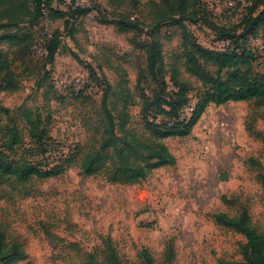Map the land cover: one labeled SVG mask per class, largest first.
<instances>
[{
  "label": "rangeland",
  "instance_id": "rangeland-1",
  "mask_svg": "<svg viewBox=\"0 0 264 264\" xmlns=\"http://www.w3.org/2000/svg\"><path fill=\"white\" fill-rule=\"evenodd\" d=\"M74 1L53 3L66 11ZM80 2L92 10L70 22L68 32L73 37L65 30V20L48 14L36 25H21V33L34 38L31 46L26 42L25 49L2 46L20 90L0 92V145L11 124L22 130L18 147L31 146L18 113L29 107L39 110L49 124L54 141L50 162L72 151L79 161L85 149L96 145L94 133L104 99L115 117L129 116L132 127L144 133L141 96L152 98L159 90L144 76L142 47L150 41L148 33L153 32L162 45L163 72L170 73L176 64L182 73L179 79L189 84L193 97L202 85L185 73L183 27L192 42L211 50L225 49L202 23L180 22L178 16L163 21L172 12V0H133L116 11L109 8L108 0ZM199 5L210 12L211 21L232 27L241 22L249 2L225 15L215 13L211 0ZM222 10L221 6L217 11ZM121 20L140 21L144 32L123 33L110 24ZM55 35L59 36V50L54 64L47 66L42 55ZM263 40L264 25L246 44L237 41L240 50L256 53L251 68L257 74H264V45L259 48ZM208 68L216 71L213 66ZM70 86L75 90L84 87V94L76 97ZM195 103L191 101L190 109ZM164 144L176 163L153 171L137 185H112L103 176L85 177L78 166L60 177L33 178L24 185L0 179V233L7 242L20 244L27 254L25 261L13 264H84L87 255L101 253L107 241L126 264H141L143 249L155 264H165L169 249L174 251L173 264L241 260L245 238L216 225L212 216L246 211L253 227L264 235L263 108L256 101L211 105L187 137L167 139Z\"/></svg>",
  "mask_w": 264,
  "mask_h": 264
},
{
  "label": "trees",
  "instance_id": "trees-1",
  "mask_svg": "<svg viewBox=\"0 0 264 264\" xmlns=\"http://www.w3.org/2000/svg\"><path fill=\"white\" fill-rule=\"evenodd\" d=\"M132 1L108 0V3L109 8L116 11L128 6ZM172 1L173 6L170 8L172 12L163 21H173L175 16H178L180 22L202 23L213 31L218 41L230 43L223 51L204 48L196 41L192 42L183 27L185 73L197 80L202 89L194 97L190 95L189 84L179 79L182 73L176 64L172 66L170 73L163 72L162 45L156 40L153 32H147L150 41L144 43L142 47L146 54L144 76L157 84L159 90L152 98L144 94L141 96L145 103L142 111L144 133H138L132 127L129 116L115 117L104 99L103 112L94 133L96 145L85 149L79 161L72 151L63 159L54 161L52 158V163L50 155L54 141L49 124L42 118L39 110L22 107L18 110L19 118L24 122L31 146L19 148L23 137L22 130L11 124L6 127V139L0 145V179L24 185L33 178L60 177L71 167L78 166L85 177L103 176L104 180L112 185H137L145 181L153 171L176 163L164 141L187 137L209 106L256 101L263 108L264 115V74L254 73L251 68L257 55L255 52L252 53L251 49L240 50L237 45V41L246 44L254 39L260 27L264 25V0H248L249 5L243 19L232 27L220 26L211 21L210 12L199 5L203 0ZM197 4L199 8L193 10ZM260 7H263L261 11ZM91 10L88 7L75 8L70 5L64 11L54 6L53 0H0V92L15 93L20 90L12 62L1 48L4 44H9L25 49L22 47L25 42L27 47L31 46L34 38L27 33H21L23 23L36 25L49 14L53 19L65 20V30L68 32L73 19L86 16ZM110 24L117 25L123 33L144 32L140 21L121 20ZM68 35L73 37L71 32H68ZM35 46L34 43L31 48ZM59 46L58 35L48 40L42 55L46 58L47 66L54 64ZM209 66L215 67L216 71L212 73ZM70 90L76 97L84 94V87L76 92L74 87L70 86ZM192 100L196 103L190 109ZM127 104L128 101L125 102L124 108ZM187 110L190 112L187 113ZM145 134L148 137H145ZM212 219L216 225L231 229L246 240L241 249V260L221 264H264V235L253 227L246 211L236 216L217 213ZM139 258L141 264H155L154 258L146 249L140 252ZM26 259L27 254L23 247L16 242H7L5 235L0 233V262L13 264ZM173 262L174 251L169 249L165 264ZM84 264L126 263L113 243L107 241L105 249L101 253L87 255Z\"/></svg>",
  "mask_w": 264,
  "mask_h": 264
},
{
  "label": "built area",
  "instance_id": "built-area-1",
  "mask_svg": "<svg viewBox=\"0 0 264 264\" xmlns=\"http://www.w3.org/2000/svg\"><path fill=\"white\" fill-rule=\"evenodd\" d=\"M81 0H75L74 4H72L71 6L75 7V8H85V6L83 5L82 2H80ZM214 2V6L217 8L215 13L218 15H225V13H228L231 10H235L238 7H246L248 4V0H211ZM222 6L223 10L221 12H218L220 10V7ZM218 10V11H217ZM219 44H222L223 47H227L229 46V41H218ZM264 45V40L260 43V47L262 48ZM223 51V50H221ZM83 89V87H82ZM82 89H78L76 90V92H79ZM171 89H173V87H171Z\"/></svg>",
  "mask_w": 264,
  "mask_h": 264
}]
</instances>
